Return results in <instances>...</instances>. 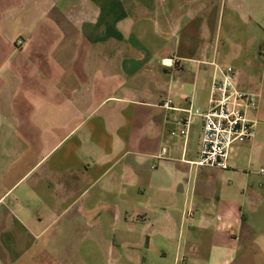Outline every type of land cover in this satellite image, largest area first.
Here are the masks:
<instances>
[{
	"label": "crops",
	"instance_id": "obj_1",
	"mask_svg": "<svg viewBox=\"0 0 264 264\" xmlns=\"http://www.w3.org/2000/svg\"><path fill=\"white\" fill-rule=\"evenodd\" d=\"M227 66L257 135L201 166ZM0 264H264V0H0Z\"/></svg>",
	"mask_w": 264,
	"mask_h": 264
},
{
	"label": "built area",
	"instance_id": "obj_2",
	"mask_svg": "<svg viewBox=\"0 0 264 264\" xmlns=\"http://www.w3.org/2000/svg\"><path fill=\"white\" fill-rule=\"evenodd\" d=\"M220 73L221 77L212 86L209 108L195 109L190 114L203 119L197 164L226 169L233 145L253 140L257 135V122L250 117V112L257 108L258 96L238 88L232 66L220 69ZM162 106L172 108V100H164ZM187 126L188 121L182 134H186Z\"/></svg>",
	"mask_w": 264,
	"mask_h": 264
}]
</instances>
